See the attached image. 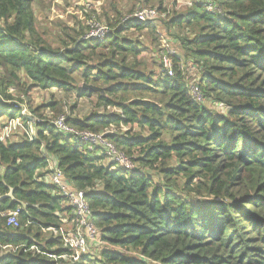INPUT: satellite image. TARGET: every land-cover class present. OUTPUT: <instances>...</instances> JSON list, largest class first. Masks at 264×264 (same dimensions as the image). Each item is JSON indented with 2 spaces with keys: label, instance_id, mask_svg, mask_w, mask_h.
I'll list each match as a JSON object with an SVG mask.
<instances>
[{
  "label": "trees",
  "instance_id": "16d2710c",
  "mask_svg": "<svg viewBox=\"0 0 264 264\" xmlns=\"http://www.w3.org/2000/svg\"><path fill=\"white\" fill-rule=\"evenodd\" d=\"M150 1L182 50L171 56L172 76L162 62L147 72L139 60L146 47L128 35L147 31L162 42L153 23L117 19L104 40L83 37L59 49L37 36L35 0H0V120L21 118L26 132L20 141L0 140V213L18 211L20 225L0 215V245L18 246L0 254V264H57L70 252L59 232L45 236L73 212L46 181L50 159L85 192L108 244L98 264H264V0H217L222 14L195 3L171 18L164 0ZM184 59L214 107L191 97L195 76H186ZM77 76L105 93L77 85ZM32 86L95 96L97 108L114 110L77 119L55 100L29 106L38 115L30 140L32 117L22 113V93L15 99L11 90ZM60 114L77 130L103 133L135 168L58 130Z\"/></svg>",
  "mask_w": 264,
  "mask_h": 264
},
{
  "label": "rangeland",
  "instance_id": "374dc122",
  "mask_svg": "<svg viewBox=\"0 0 264 264\" xmlns=\"http://www.w3.org/2000/svg\"><path fill=\"white\" fill-rule=\"evenodd\" d=\"M195 3H201V0H197L194 3H190V0H164L163 7L169 11V17L171 18L174 15L186 13L194 7L193 5ZM139 7H160V5L159 3H153L150 0H35L33 4L36 18L37 36L43 39V41L47 44H50L53 48L59 49L72 47L75 39L80 40L85 37L89 31L90 24L93 21L107 25L111 29L112 23H115L117 19L122 20L125 17L132 15ZM166 22H168V20L163 18H159L155 22L154 25L158 29L157 33H159V35L161 33V37L163 38L162 40H165L174 54L176 53L182 56V50L179 44L174 41L173 36L170 34V32L173 33L174 29L169 32L166 27ZM128 35L131 38L140 41L146 47V50L141 54L139 60L142 61L143 67L147 69V72L154 71L157 73L160 71L159 63L162 62V53L159 54V49L162 48V42L156 41L154 43V36L147 31L142 34L130 31ZM189 36L191 35H188V37ZM182 64L186 76H196L197 74V76L200 77V74L197 72V68L193 69L194 66L191 63H187L184 59ZM76 84L83 87L86 83L82 82L80 77L77 76ZM100 88L104 89L103 87ZM13 92L15 99H17L18 95L22 93L21 97H23L26 103L23 106L29 108H27V112L35 121L38 118V115L33 117L30 107L36 108L54 100L62 104L63 114L67 118L73 117L77 119H84L86 116H89L94 112H111L114 110L113 108H97L95 106V96L78 98L76 93L66 94L55 88L44 90L32 86L27 93L21 91L20 89H16ZM100 92L105 93V90ZM205 105L214 107L208 99ZM220 109L223 111L227 110L225 106ZM42 112L45 116L50 118H53L56 115V113L50 109L42 110ZM0 121V128H2L8 120L3 118V120L1 119ZM128 128L129 126H122L120 132L126 131ZM139 130V127H135L133 132L137 133ZM143 134L147 135L146 132H143ZM25 137L26 132L24 129H17L12 132L11 137L7 141L16 142L24 139ZM62 217L71 218L70 216ZM70 226L71 224L67 228H70ZM53 230H46L45 236L50 237L51 232H53L54 235H57L58 233ZM104 247H108L107 242H105L102 246H91L89 250L90 254L87 256H91V259L93 260L91 263L87 264H98L95 259L100 257L101 250ZM109 247H112L115 250H120L119 247L111 245H109ZM17 249L18 246L13 247L11 250H9V248L5 250L3 249L2 254L12 253ZM65 263L69 264L72 262L65 261Z\"/></svg>",
  "mask_w": 264,
  "mask_h": 264
},
{
  "label": "built area",
  "instance_id": "2783aa9c",
  "mask_svg": "<svg viewBox=\"0 0 264 264\" xmlns=\"http://www.w3.org/2000/svg\"><path fill=\"white\" fill-rule=\"evenodd\" d=\"M197 0H190V3H194ZM201 3L207 7V10L214 14H222V8L219 6L217 0H201ZM165 13H161L157 7H139L132 15L126 17L124 20L137 19L145 23H153L163 17L165 18ZM161 16V17H160ZM111 29L107 25H103L100 22L93 21L90 24L88 33L85 35L84 39L88 40H104ZM162 69L166 74L172 76L174 75V63L171 58L174 52L170 49L169 45L162 40ZM193 69H195L193 67ZM12 92L14 90H11ZM189 92L191 97L199 104H206L207 98L201 87L200 77L195 76L189 81ZM23 115H30L27 112V108L22 106ZM35 120L31 118L30 140H33L35 134ZM54 125L61 132L69 135L70 137H75V139H81L89 142L92 146L102 147L109 158L110 162L115 163L119 167H124L126 169L132 170L135 168V164L132 159L127 156L123 151L118 149L116 145L108 141L103 133H94L89 130H77L69 126L66 122V117L64 115L59 116L55 121ZM24 129L21 118H16L8 120L4 127L0 128V140L7 141L14 130ZM0 166V172L2 171ZM49 174L47 175L46 181L55 185L61 189L62 195L66 198L67 204L73 209L72 219L68 217H63V225L60 227L59 231L63 239V242L68 249H70L69 254L62 257L63 261L57 264H67L65 261H70L72 263L80 262L84 256L90 254V247L93 245L102 246L104 245V240L102 238L101 230L96 226L92 219V210L90 204L88 203L85 192L79 190L68 182L63 170L59 167L58 162L55 159H50ZM2 217L5 218L7 226L11 228H18L19 219L18 211L14 212H4L0 213ZM71 224L70 228H67ZM11 250L12 246H2L0 245V254L2 255L3 249Z\"/></svg>",
  "mask_w": 264,
  "mask_h": 264
},
{
  "label": "water",
  "instance_id": "95a60500",
  "mask_svg": "<svg viewBox=\"0 0 264 264\" xmlns=\"http://www.w3.org/2000/svg\"><path fill=\"white\" fill-rule=\"evenodd\" d=\"M84 89L87 90H96V91H103L104 89L100 88V87H96L94 85H90V84H84L83 85ZM5 196H9V197H13V190L11 189L10 192L8 194H6ZM4 196H0V200L3 198Z\"/></svg>",
  "mask_w": 264,
  "mask_h": 264
}]
</instances>
